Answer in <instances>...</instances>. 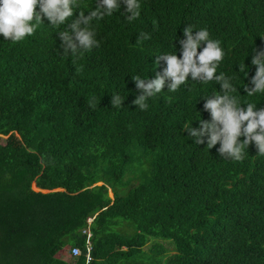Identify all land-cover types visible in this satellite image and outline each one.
I'll return each mask as SVG.
<instances>
[{
    "label": "trees",
    "instance_id": "16d2710c",
    "mask_svg": "<svg viewBox=\"0 0 264 264\" xmlns=\"http://www.w3.org/2000/svg\"><path fill=\"white\" fill-rule=\"evenodd\" d=\"M141 5L135 21H99L100 46L75 60L47 24L23 42L0 36V264H264V155L253 144L240 162L222 159L182 130L189 119L197 126L199 98L220 86L165 88L141 111L131 79L162 73L155 56L177 50L176 31L182 39L193 25L221 42L218 71L232 75L246 59L249 75L236 82L246 95L247 53L264 49V0ZM75 248L81 256L61 258Z\"/></svg>",
    "mask_w": 264,
    "mask_h": 264
},
{
    "label": "clouds",
    "instance_id": "9594fccd",
    "mask_svg": "<svg viewBox=\"0 0 264 264\" xmlns=\"http://www.w3.org/2000/svg\"><path fill=\"white\" fill-rule=\"evenodd\" d=\"M81 7L89 10L81 11ZM141 7V0H94V6L82 5L80 0H0V36L12 43L23 42L32 37L38 27L47 24L59 29L56 34L62 54L75 60L100 46L96 29L99 21L115 13L128 22L135 21L140 17ZM77 11L78 17L75 16ZM257 36L264 39V36ZM151 38V34L145 32L137 36L139 42ZM175 40L179 43L177 50L173 44L174 51L155 56V65L159 66L161 61L166 65L162 73L155 72L151 78L140 74L131 77L138 93L133 104L144 111L150 107V100L165 93V88L166 93H175L189 83L219 85V91L214 87L211 94L205 93L199 98L197 104L204 103L198 111L197 126L194 127L189 119L182 130L187 131V137L197 146L206 144L208 152L216 148L222 159L240 162L253 144L258 155H264V108H259L257 102L264 98V49L253 47L247 53L246 58L251 56L255 73L248 85L243 81L246 95H241L239 89L242 87L236 83L237 73L248 77L250 68L245 65L246 59L232 75L218 71L226 52L206 27L185 26L183 38H178L176 31ZM245 97L256 99L246 100ZM124 101L119 93L111 95L112 107L122 108ZM88 105L95 106V97ZM201 112L208 113L209 119H203Z\"/></svg>",
    "mask_w": 264,
    "mask_h": 264
},
{
    "label": "built area",
    "instance_id": "2783aa9c",
    "mask_svg": "<svg viewBox=\"0 0 264 264\" xmlns=\"http://www.w3.org/2000/svg\"><path fill=\"white\" fill-rule=\"evenodd\" d=\"M93 236L90 234L89 235V248H88V254H87V258H88V262H91L93 260V255H92V252H93V247H92V239ZM82 255V251L78 248H75L73 250V258H78L79 256Z\"/></svg>",
    "mask_w": 264,
    "mask_h": 264
},
{
    "label": "rangeland",
    "instance_id": "374dc122",
    "mask_svg": "<svg viewBox=\"0 0 264 264\" xmlns=\"http://www.w3.org/2000/svg\"><path fill=\"white\" fill-rule=\"evenodd\" d=\"M35 189L36 190H38L36 187H35ZM39 191V190H38ZM111 197L113 198L114 197V195H113V193L111 192ZM166 244V247L167 248H169V249H172L173 248V245L171 244V243H165ZM152 245V244H151ZM151 245H149V247H148V249L151 247ZM61 256V258H63L65 261H70V262H72V261H74L73 259L74 258H72L71 257V254H70V250L68 249L65 253H63V254H61L60 255Z\"/></svg>",
    "mask_w": 264,
    "mask_h": 264
},
{
    "label": "water",
    "instance_id": "95a60500",
    "mask_svg": "<svg viewBox=\"0 0 264 264\" xmlns=\"http://www.w3.org/2000/svg\"><path fill=\"white\" fill-rule=\"evenodd\" d=\"M99 185H102V184H99ZM45 193H48V191H44Z\"/></svg>",
    "mask_w": 264,
    "mask_h": 264
}]
</instances>
